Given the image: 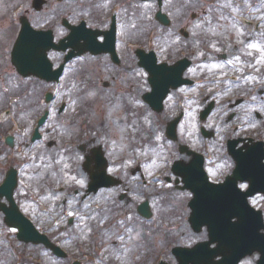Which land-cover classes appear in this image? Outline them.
Listing matches in <instances>:
<instances>
[{
    "label": "flooded vegetation",
    "instance_id": "flooded-vegetation-1",
    "mask_svg": "<svg viewBox=\"0 0 264 264\" xmlns=\"http://www.w3.org/2000/svg\"><path fill=\"white\" fill-rule=\"evenodd\" d=\"M202 1L210 4L209 11L192 13V19L204 20L199 26L198 51L201 54L211 47L222 49L226 51L223 56L227 62H196L195 47H188L189 51L186 47L182 52L165 49L163 28L159 27L158 22L148 27L147 4L140 1L136 2L137 12H133V0H0V204L8 207L18 205L39 230L52 239L54 227L61 224L49 226L46 220L36 218L34 213L27 210L26 205L28 202L45 201V193L58 189L56 186L63 177H49L42 182L39 178H31L29 171L35 156L43 158L48 164H55L58 158L71 156L68 175L75 179V183L85 180V184L81 183L83 189L74 185H71L73 188H67L81 193L83 200L98 195L102 190L125 184V179L115 175L110 168H125L126 172L127 154L115 157L108 152L114 151L110 146L106 145L105 149L102 144H98L88 148L86 144V135L94 125L83 115L90 106L96 104L95 93L101 100L107 99L106 94L112 93V108L122 107L128 114L135 110L139 117L144 116L145 119L146 111H150L162 124L164 117L176 112L179 105L191 107L195 103L190 96L192 90L199 88L201 98L207 91L210 93L214 73L221 77L219 88L215 91L218 96L233 94V97L222 99L228 114L226 125L231 122L229 115H235L234 118L239 116V108L244 105L252 103L264 108V0H254L253 23L257 34L252 44L231 47L237 51L242 49L244 52L241 56L245 61L251 55L252 62L231 61L227 48L233 41L227 35L211 37V18L224 16L225 9L229 8V0ZM214 2L220 3L222 7L226 5L224 10H212ZM32 29L46 31V36L36 37L31 33ZM72 31H77L76 38L67 45L68 40L65 38ZM89 42L97 53H87L66 61L69 51L77 50L73 47L74 43L83 45ZM247 47L250 49L247 50ZM138 49L144 51L141 57L155 51L159 62L165 61L169 65L176 63L179 56L189 57L193 61L184 71V76L193 81L192 85L177 88L174 98L168 96L161 113L154 112L148 101L143 99L150 84L147 68L139 64ZM44 50H47L49 62H37ZM21 55L27 62H19ZM87 59L91 62H84ZM144 63L154 68L153 62ZM90 74L93 78L89 80ZM78 76L82 77V86L74 85ZM97 77L102 79V86L97 82ZM72 107L74 115L67 122L66 112ZM258 127L261 132L264 131V120ZM64 129L67 132L73 130L71 132L75 131V134L67 135ZM232 131L238 132V126L233 125ZM36 134L38 138L34 139ZM102 151L107 158L103 166L99 158ZM104 167L117 178V185H113V180L111 183L102 172ZM91 177L94 181L92 187L97 184L103 187L90 191ZM107 184L112 185L107 187ZM59 186L61 190L65 189L61 184ZM126 198L125 194H112L110 210ZM73 222L74 218H68V223ZM0 223L1 227H9L4 218H0ZM102 225L99 219H95L91 232L99 235V231L104 229ZM9 228L17 235L19 227ZM74 234L81 238L80 231ZM105 248V241L97 240L94 249L100 250L98 257H93L88 264H120L113 260L111 254L105 255Z\"/></svg>",
    "mask_w": 264,
    "mask_h": 264
},
{
    "label": "rangeland",
    "instance_id": "rangeland-1",
    "mask_svg": "<svg viewBox=\"0 0 264 264\" xmlns=\"http://www.w3.org/2000/svg\"><path fill=\"white\" fill-rule=\"evenodd\" d=\"M239 6V4H235V7ZM200 7L201 6H197L196 8L198 9ZM181 13L182 12H179L177 15H175V17L177 21L182 22V24L179 23L176 29H169L167 32H165V38H173L174 35L178 33L177 30L180 31V28H182L183 30H187L189 32V36L185 37L186 40L184 41L185 44H187L186 46L196 48L198 46H196L197 41L195 39L200 36L199 26L201 22H204V20L200 18L196 20H189L186 14L180 18ZM215 22L223 23L222 28L218 29L219 33L217 34L227 35L228 38L229 36L232 38H237L238 35L241 34L240 27L237 26L231 19H223L222 17L221 21V19L218 17H212L210 22L211 27ZM208 23H206V25H208ZM234 28L236 29L231 31ZM211 30H213V28H210V32ZM249 49L250 48L247 47V50ZM227 50H229L228 57L233 62H252V59H250L251 55H249V60L247 61L242 58L241 55L244 52L242 49L237 51V49H232L230 45ZM201 55H204V53H201ZM207 58L210 59V61L207 62H221L220 58L213 55H207ZM90 61L91 60H86L84 62ZM213 72H215L214 68ZM212 75V78L216 79V81H212V86L217 87V81L220 80V77H217L219 75L214 73H212ZM91 77L93 78L92 74L89 75V80ZM104 79L108 78L104 77ZM96 80L97 82H100L101 86L103 85L102 79L100 80L97 77ZM81 82H83L82 77L78 76L77 82H74V85L78 84L79 86H82ZM214 90L215 89H212V91ZM106 95L107 99L103 98V100H101V97L95 93L94 97L97 100L96 104H94V106H90V109L84 112L83 116L87 117L91 124L94 125L90 133L86 135V144H88V148L98 144H102L105 149L106 145L110 146L114 151L108 152L113 154L115 157L127 154L128 162L126 172H124L125 168L122 170L114 166L110 168V171L114 172L115 175L122 176L125 179V184L108 190H102L98 195L94 197H87L83 200L81 193L68 190L67 188L69 186L71 187V185H74L73 187L76 186L83 189L84 187L81 183L85 184V180L81 183H75V179L68 175V161L70 160L71 156L63 157L61 159L58 158L55 164H48L43 158H40L38 155L35 156L33 164L31 165V170L29 171V176L31 178H35L36 180L39 178L41 182L48 179L49 177L63 178L59 180L61 183L56 186L58 189H51L45 193L43 196L45 201H41V204L38 202H28L26 208L31 213H34L36 218L46 220V223H49V226L50 224H53V219L59 220L61 226H55L54 230L52 231L55 234L54 239H58L61 242L63 248L69 251L71 256L64 260L56 259L53 256H50L47 250L42 249L38 245L31 243L27 244L19 241L13 230L8 228L7 233L4 230H0V240H2L3 244H9L14 247L13 249L16 253L15 261L17 264H40L39 260L41 259L43 264H67L69 258H81V256L84 258V251L87 252V256H85L86 258L93 255L95 258H97L98 252L93 248L96 237L94 235L93 237L89 238L91 229H94L92 224L95 219H99L103 223L102 227L104 229L99 232L102 234V238L105 240L107 247L105 248V255H107V253L112 250V256L115 257V260L118 258L119 260H117V262L120 264H130V262L134 259H137L140 254L143 256L142 252L145 251L146 246L142 242V231L138 229L137 225H134L133 227L131 223L127 224V221L125 222L124 218L113 219L111 215H109V205L113 204V199H111L112 194H116V196L120 194L127 195L125 200L119 202L124 206V210H127V212L123 213V215L127 216V219L132 218L133 215H138L137 203L143 197L147 198L158 211H162L163 216L166 218L163 224L164 227L165 224L171 222L172 225H175L173 226L172 231L177 233V227L174 221H176V218L183 214L185 206H187L188 203H186L187 196L184 194V191L180 190L176 183H174L175 176L172 174L170 175V182L165 180V175L170 174L169 167L171 161L173 158L180 157L178 151L174 147V144L171 142H166L163 139L166 125H163V123V126H161L155 115L150 112L145 119L144 116L139 117V113H137L135 110L129 115L123 111L122 107L118 109L112 108V106H110V95H112V93ZM244 107L245 106H242L240 110L245 112L247 111V114L245 116L242 115L240 118L255 119L253 112L254 110H245ZM72 110H74L73 107L66 112L67 122H70L72 115H74ZM223 112L224 110H222V108H217L215 111L216 117L221 115ZM192 114L193 111H191V115ZM214 117L211 119V124L209 126L213 129L218 128L220 131L215 139H212L210 142L206 141L209 144H204L206 142L198 139L199 135L196 134V132H190L188 133L189 139L187 140L192 142V145L195 147L207 152L209 156L214 155L217 157V169L213 176L215 178H219L221 174L225 172V166L228 165V161L222 160L223 154L225 152L224 146L222 144V123L217 124ZM139 119L145 121L147 128L146 131L148 134L146 143L142 139L139 141L140 137L136 132V130L140 131V127L138 126ZM71 131L73 130H68L67 132V130L64 129V133L67 135H71L73 133L75 134V131ZM136 138L138 142L136 141ZM129 140H132V142L135 140L138 146L132 147L131 149ZM144 146L145 148H143ZM139 159H146V161H142V165L145 168L144 175L140 173L136 174L135 170H132L133 166L139 164ZM167 180L169 179L167 178ZM54 183L58 182L55 181ZM60 184L61 187L65 189L61 190L59 186ZM186 193L188 194V192ZM166 198L168 200L163 201ZM254 203L264 208V202H261V200L256 199ZM186 212L187 213L183 214V216L180 218H188L189 208H187ZM0 218L3 217L0 215ZM68 218H74V222L68 223ZM185 228L187 227L185 226ZM187 230L189 231V229ZM77 231L81 232V238L72 236V234ZM148 233L150 232L148 231ZM192 233L193 234H191V238L196 240L206 237L204 232ZM5 234H7V236H5ZM164 234L165 233L163 231L156 234H148V237L152 239V242L154 243V250L156 252L160 250V247L164 246ZM176 236L181 235L177 233ZM75 239L77 241L79 240L83 242L85 247H83V244L78 247L75 244ZM174 242H179V238H175ZM112 245H114V247ZM2 246L3 245L0 244V248ZM27 247H31L33 251L31 249H27ZM129 252H131V255ZM32 253L35 255L33 258L31 257ZM9 259L5 256L3 250L0 249V264H9ZM254 259L255 257H250L242 264H255ZM153 260L154 255L149 256L148 261H146V263L144 262V264L152 262ZM136 264L139 263L137 262ZM170 264H173V262L170 261Z\"/></svg>",
    "mask_w": 264,
    "mask_h": 264
},
{
    "label": "water",
    "instance_id": "water-1",
    "mask_svg": "<svg viewBox=\"0 0 264 264\" xmlns=\"http://www.w3.org/2000/svg\"><path fill=\"white\" fill-rule=\"evenodd\" d=\"M170 135H174V128H172V127L170 128ZM256 162L258 164L257 160H256ZM213 188H216V187H213ZM206 205H205L204 195L201 192H199L198 200L194 203V209H195L194 215H195V217L204 218L205 216H207L205 218H220V215L224 210V204L223 203H219V204L214 205V206H210L209 204H206ZM12 218H15V217L12 216L11 214L7 215V219L9 221H11ZM259 221H261V220H259ZM26 239H29V238H26ZM33 239L37 240L35 237ZM242 255H245V254H242ZM238 260H239V258L236 259V261L233 262V264H236L238 262ZM262 264H264V262Z\"/></svg>",
    "mask_w": 264,
    "mask_h": 264
},
{
    "label": "snow or ice",
    "instance_id": "snow-or-ice-1",
    "mask_svg": "<svg viewBox=\"0 0 264 264\" xmlns=\"http://www.w3.org/2000/svg\"><path fill=\"white\" fill-rule=\"evenodd\" d=\"M243 187V186H242Z\"/></svg>",
    "mask_w": 264,
    "mask_h": 264
}]
</instances>
